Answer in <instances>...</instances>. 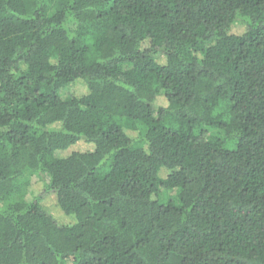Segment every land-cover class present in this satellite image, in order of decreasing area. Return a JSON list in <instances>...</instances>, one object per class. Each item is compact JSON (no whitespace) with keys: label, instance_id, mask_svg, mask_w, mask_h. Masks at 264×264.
Listing matches in <instances>:
<instances>
[{"label":"trees","instance_id":"trees-1","mask_svg":"<svg viewBox=\"0 0 264 264\" xmlns=\"http://www.w3.org/2000/svg\"><path fill=\"white\" fill-rule=\"evenodd\" d=\"M0 264H264V0H0Z\"/></svg>","mask_w":264,"mask_h":264},{"label":"rangeland","instance_id":"rangeland-1","mask_svg":"<svg viewBox=\"0 0 264 264\" xmlns=\"http://www.w3.org/2000/svg\"><path fill=\"white\" fill-rule=\"evenodd\" d=\"M28 180H29V182L31 181V183H32V189H30L29 191H27L25 194H24V197L27 199V200H32L33 198H34V196H36L37 195V190L36 189H33V186L36 188L37 186H39L41 183H40V180H41V178L39 177V175H37V174H32V175H30L29 177H28ZM22 182H24L23 183V185H26L27 184V178H24L23 180H22ZM21 195L23 194L22 193V191H21V193H20ZM174 196V193L173 192H163L162 193V200L163 201H166V200H168V199H170L171 197H173Z\"/></svg>","mask_w":264,"mask_h":264}]
</instances>
